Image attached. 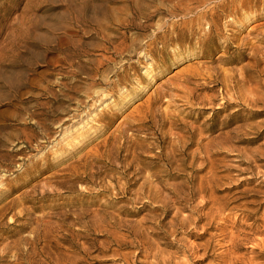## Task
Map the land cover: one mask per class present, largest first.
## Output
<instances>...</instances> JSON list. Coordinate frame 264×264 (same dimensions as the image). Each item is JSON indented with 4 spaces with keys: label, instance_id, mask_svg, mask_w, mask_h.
Here are the masks:
<instances>
[{
    "label": "rangeland",
    "instance_id": "1",
    "mask_svg": "<svg viewBox=\"0 0 264 264\" xmlns=\"http://www.w3.org/2000/svg\"><path fill=\"white\" fill-rule=\"evenodd\" d=\"M201 2L0 0V264H264V0Z\"/></svg>",
    "mask_w": 264,
    "mask_h": 264
},
{
    "label": "bare ground",
    "instance_id": "2",
    "mask_svg": "<svg viewBox=\"0 0 264 264\" xmlns=\"http://www.w3.org/2000/svg\"><path fill=\"white\" fill-rule=\"evenodd\" d=\"M206 1H208V0H202V2H201V5L200 6H202V5H204L205 3H206ZM231 1V0H230ZM236 1H238V4H239V7H242V2H243V0H236ZM193 2V1H192ZM224 2V1H223ZM223 2H221L220 3V5L221 4H223ZM161 9V8H160ZM201 9H203V8H201ZM205 12H206V10H205ZM185 14V13H184ZM200 15V17H198L196 20H190L189 22H188V24H189V26H194V25H196L197 26V30L198 31H200V33L201 32H203V33H205V35H204V37L205 36H207V32H205L204 31V29H202V25H203V23H205V24H208V22H207V20L205 19L206 18V15H205V13H201V14H199ZM203 19V20H202ZM194 21H195V24H194ZM204 21V22H203ZM194 24V25H193ZM204 24V25H205ZM171 27V26H170ZM171 29V28H170ZM201 30H203V31H201ZM199 33V36H198V38H197V40H196V44H199L200 43V39H201V37H203V36H201V34ZM198 34V33H197ZM140 43V42H139ZM244 45V44H243ZM254 47V46H253ZM226 47H224L223 49H225ZM119 51H123V49H118ZM251 55H253V53L251 54ZM250 58L251 59H254L255 58V56H250ZM257 63V62H256ZM254 65H252V66H250V67H247L246 68V66L244 67V68H242V69H244V72H248L249 70H250V68L251 67H253ZM256 66V65H255ZM239 69V68H238ZM193 70V69H192ZM240 70V69H239ZM215 70H212V69H209V68H205V70L203 71V73L201 74V76L204 78V79H208V80H212L213 78H216V74H215ZM261 73V72H260ZM226 74V73H225ZM230 74V73H229ZM225 75L224 76V78H223V86H224V90H225V93H226V95L227 96H229V97H231V98H237L236 96H235V91H234V81L232 80V76L233 75ZM235 74V73H234ZM263 74V73H262ZM261 74V75H262ZM191 75V74H190ZM196 75H199V73H197ZM218 75V74H217ZM260 75V74H259ZM242 76V75H241ZM263 76V75H262ZM243 78V77H242ZM242 78H238L237 79V82L238 83H245L244 82V80L242 79ZM264 79V78H263ZM263 83V82H262ZM242 85V84H241ZM201 89V88H200ZM255 89H256V92H260V91H262L261 90V86H256L255 87ZM187 91V90H186ZM237 93V92H236ZM93 94H96V92H94ZM189 94V93H188ZM193 95V94H192ZM191 95V96H192ZM261 95H263L262 93H261ZM95 96V95H94ZM211 98V97H210ZM210 98H208V100H211ZM215 98V97H214ZM256 98H258V97H256ZM216 99V98H215ZM249 101V104H253V105H256V104H258L257 103V101L256 100H258V99H256L255 100V98H254V96H253V98H247ZM232 100H234V99H232ZM262 100V99H261ZM167 101V100H166ZM234 101H236V99L234 100ZM241 102V101H240ZM245 102V101H244ZM162 103V102H161ZM261 103V102H260ZM261 104H263L264 105V102H262ZM148 105V104H147ZM246 105V104H245ZM146 108V107H145ZM148 109V108H147ZM157 109V108H156ZM155 109V110H156ZM161 110V109H160ZM164 112V111H163ZM141 116V115H140ZM155 116V115H154ZM149 117H151L152 118V115H151V113L149 112V115H146L145 116V118L147 119V118H149ZM162 117V116H161ZM144 122V121H143ZM142 122V123H143ZM149 122V121H148ZM146 123V122H145ZM187 128V127H186ZM122 132V131H121ZM124 132V131H123ZM189 132V131H188ZM191 132H192V130H191ZM169 134V133H168ZM201 134H202V131H199V138L198 139H196L195 141L193 140V141H190V142H188L187 140L189 139V140H192L193 139V137H194V135L192 134V133H187V136L186 135H184V134H181V135H177V143H176V147L174 148V149H172V150H170L169 152L167 151V152H159V155H158V160L159 161H162V164H161V166H162V168L163 169H169L170 167H175V169H177V170H179V171H184L186 168H189L188 167V165H192L193 163H194V161H196V160H201V161H204V160H208L209 159V157H210V153H211V151L209 150V147L211 146V145H214L213 144V142H212V140H209L207 143H205V144H203V142L201 143L200 142V140L202 139V138H204V137H202L201 136ZM227 134H226V136L225 137H223L222 139H219L218 140V145H215V147L216 148H219V147H221L222 146V144H224V140L227 138ZM120 137V136H119ZM175 137V136H174ZM6 140V139H5ZM114 140V139H113ZM186 140V141H185ZM203 140V139H202ZM214 140V139H213ZM176 141V140H175ZM215 142V141H214ZM15 143V142H14ZM196 145L197 147L193 150V152L191 153V154H189V152L188 153H186V147L187 146H189V145ZM171 146H173L172 144H171ZM19 153H21V147H18L15 151H14V154L15 155H17V154H19ZM202 153V155H200ZM190 156V159H191V162H190V164H188L187 166L185 165V162L187 161V159H188V157ZM17 157V156H16ZM181 157V158H180ZM11 159V158H10ZM19 159H22V157H19ZM167 169V170H168ZM183 174H185V173H183ZM159 176V175H158ZM185 176L188 178V180H190V182H192V181H194L195 179H196V176L194 175V171H192V172H190V173H187L186 172V174H185ZM12 177V176H11ZM139 177V176H138ZM184 177V176H183ZM10 180H12V179H8V177H6V176H1L0 177V184L1 183H3V182H5V185L6 186H8V182L10 181ZM157 183H160V184H162L161 182H159V180L158 179H156L155 180ZM145 183H148L149 185H152V181L151 180H149L148 178H146L145 179V181H143L140 185H139V188L138 189H136V193L137 194H139V192H141L143 189H144V187H145ZM4 184V183H3ZM2 185V184H1ZM171 184H169V186H170ZM183 185V184H182ZM187 185V184H186ZM153 186V185H152ZM1 188V187H0ZM165 188V187H164ZM170 188V187H169ZM180 188H182V187H180L179 186V189ZM185 188V187H184ZM102 189H104V188H102ZM169 190V189H168ZM172 190H173V188H172ZM181 190V189H180ZM182 190H185V189H182ZM207 190V189H206ZM206 190H204V192L206 191ZM0 191H3L2 190V188L0 189ZM4 191H7V188L4 190ZM107 191V190H106ZM157 191V190H156ZM186 191V190H185ZM162 192V191H161ZM165 192V191H164ZM167 192V191H166ZM173 192V191H172ZM171 192V193H172ZM175 192V191H174ZM182 193H183V191H181ZM84 193V192H83ZM88 193V192H87ZM168 193V192H167ZM166 193V194H167ZM176 194H177V192H176ZM179 194V193H178ZM177 194V195H178ZM184 195H185V192H184ZM187 195V194H186ZM116 196V195H115ZM182 196V195H181ZM187 196H189V195H187ZM147 197V196H146ZM22 198V195L20 196V197H18V198H16V199H13V200H9L8 202H5L2 206H0V217L4 214L5 215V213H3V210H7V209H11L12 208V206H15L16 204H14L15 202H17V204H19L20 203V199ZM149 198V197H148ZM127 199V198H126ZM125 200V199H124ZM161 202V201H160ZM21 208V207H20ZM217 209V208H216ZM19 210V209H18ZM99 210V209H98ZM214 210V209H213ZM212 212V211H211ZM22 213V212H21ZM17 214H18V212H17ZM95 216V215H94ZM209 216V215H208ZM212 216V215H211ZM3 217V216H2ZM20 217V216H19ZM98 218V217H97ZM109 219H111V218H109ZM114 219V218H113ZM11 223V222H10ZM115 223V222H114ZM118 224V223H117ZM248 226V225H247ZM100 227V226H99ZM203 229V228H202ZM246 234H248V233H246ZM245 233H244V235H246ZM261 234H263V232L261 233ZM264 235V234H263ZM247 236V235H246ZM245 237V236H244ZM244 237H242V238H244ZM37 238V237H36ZM36 238H35V240H36ZM43 238V237H42ZM231 238H235L236 239V237H231ZM239 238V237H238ZM241 238V237H240ZM245 238H247V237H245ZM22 239V238H21ZM25 239V238H24ZM234 239V240H235ZM259 239V238H258ZM262 239V238H261ZM27 240V239H26ZM40 240V239H39ZM42 240H45V239H42ZM239 240H241V239H239ZM243 240V239H242ZM264 240V239H263ZM263 240H261L262 242H263ZM31 241V240H30ZM33 242H34V240H33ZM26 243V242H25ZM30 243V242H29ZM229 244H232V246H233V244H234V242L233 243H229ZM235 244H237V243H235ZM204 245V244H203ZM206 245V244H205ZM204 245V246H205ZM31 246V245H30ZM45 246H46V244H45ZM204 246H202V249H203V247ZM237 246V245H236ZM235 245L233 246V247H236ZM47 247V246H46ZM206 247V246H205ZM204 247V249H203V251H205L206 250V248ZM198 248H199V246H198ZM32 249H33V246H32ZM35 249V248H34ZM208 249V248H207ZM229 250H231V249H229L228 248V252H229ZM236 250V249H235ZM225 251H227V250H224V255H226V252ZM233 252V249H232V251H231V253ZM235 252V251H234ZM33 253H35V252H33ZM230 253V252H229ZM236 253H239V250H238V252H236ZM57 256H58V254L57 253H55ZM203 254H205V253H203ZM208 255H210V254H208ZM206 256H207V254H206ZM233 256V255H232ZM234 256H235V254H234ZM238 256V255H237ZM239 258H240V256H239ZM48 259V258H47ZM60 259V258H59ZM225 259V258H224ZM234 259V258H233ZM240 259H242V258H240ZM234 260H236V258L234 259ZM238 260V259H237ZM51 261H52V259H51ZM56 261V260H55ZM223 261V260H222ZM227 261V260H226ZM226 261H224V262H226ZM212 262V261H211ZM215 262V261H214ZM238 262L240 263V260H238ZM242 262V261H241ZM197 263H198V261H197ZM223 263V262H222ZM246 263H249V264H251L250 262H246ZM208 264H209V262H208ZM224 264H226V263H224ZM240 264H242V263H240Z\"/></svg>",
    "mask_w": 264,
    "mask_h": 264
}]
</instances>
